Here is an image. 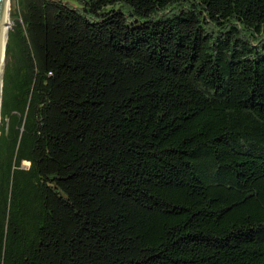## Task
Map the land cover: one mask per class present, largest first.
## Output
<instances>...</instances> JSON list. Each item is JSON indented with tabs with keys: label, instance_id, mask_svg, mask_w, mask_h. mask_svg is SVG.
Here are the masks:
<instances>
[{
	"label": "trees",
	"instance_id": "trees-1",
	"mask_svg": "<svg viewBox=\"0 0 264 264\" xmlns=\"http://www.w3.org/2000/svg\"><path fill=\"white\" fill-rule=\"evenodd\" d=\"M14 1L0 264H264V0Z\"/></svg>",
	"mask_w": 264,
	"mask_h": 264
},
{
	"label": "bare ground",
	"instance_id": "bare-ground-1",
	"mask_svg": "<svg viewBox=\"0 0 264 264\" xmlns=\"http://www.w3.org/2000/svg\"><path fill=\"white\" fill-rule=\"evenodd\" d=\"M1 26H2V37L0 41V95H1L2 75H3V67H4V50H5L7 32L9 29V0H6L5 16L4 19L2 20Z\"/></svg>",
	"mask_w": 264,
	"mask_h": 264
},
{
	"label": "water",
	"instance_id": "water-1",
	"mask_svg": "<svg viewBox=\"0 0 264 264\" xmlns=\"http://www.w3.org/2000/svg\"><path fill=\"white\" fill-rule=\"evenodd\" d=\"M5 6H6V0H0V41L2 37V26L1 25H2V20L4 19V16H5ZM6 43H7V38H6ZM5 47H6V44H5ZM1 92H2V85H1ZM0 102H1V95H0Z\"/></svg>",
	"mask_w": 264,
	"mask_h": 264
},
{
	"label": "rangeland",
	"instance_id": "rangeland-1",
	"mask_svg": "<svg viewBox=\"0 0 264 264\" xmlns=\"http://www.w3.org/2000/svg\"><path fill=\"white\" fill-rule=\"evenodd\" d=\"M13 7H15V1L14 0H10L9 1V29L12 26L11 21H10V12H11V9H13ZM23 167L24 168H27L28 167V164L27 163H23Z\"/></svg>",
	"mask_w": 264,
	"mask_h": 264
}]
</instances>
